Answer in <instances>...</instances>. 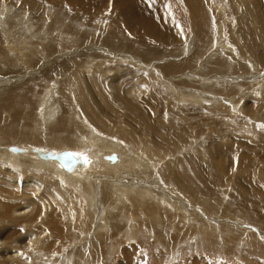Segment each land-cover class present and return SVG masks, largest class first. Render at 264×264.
I'll return each instance as SVG.
<instances>
[{"label":"rangeland","instance_id":"1","mask_svg":"<svg viewBox=\"0 0 264 264\" xmlns=\"http://www.w3.org/2000/svg\"><path fill=\"white\" fill-rule=\"evenodd\" d=\"M117 1L0 0V95L22 103L0 108V146L57 154L103 138L148 164L65 174L1 155L0 264H264V0L190 2L209 39L185 0H119L130 25ZM26 42L54 48L36 59L17 52ZM23 126L38 145L9 140Z\"/></svg>","mask_w":264,"mask_h":264},{"label":"bare ground","instance_id":"2","mask_svg":"<svg viewBox=\"0 0 264 264\" xmlns=\"http://www.w3.org/2000/svg\"><path fill=\"white\" fill-rule=\"evenodd\" d=\"M62 1V0H61ZM63 1H65V0H63ZM68 1V0H67ZM70 1V0H69ZM74 1V0H73ZM76 1V0H75ZM119 1V0H118ZM117 1V2H118ZM186 2H187V4H189L190 5V9H191V11H192V14L194 15V17H195V21H196V25H195V28H196V31L197 30H199L197 33L199 34V36H200V39H205V38H208L209 39V37H210V35H209V32H208V27H207V21H206V17H205V15H204V13H203V8L200 6V4H198V5H196V6H192L191 5V3H194L196 0H185ZM191 2V3H190ZM197 2V1H196ZM199 2V1H198ZM69 4V3H68ZM71 4H72V1H71ZM78 4H80V3H77L75 6H77ZM116 4V3H115ZM70 5V4H69ZM195 5V4H194ZM80 7V6H79ZM6 9V8H5ZM117 9H118V18L120 19V20H118L119 22L121 21L122 22V20H125L127 23H129V19H131V17H133L134 15H135V13H133V12H127V14H125L124 13V11H123V8H122V4H121V1H119L118 2V4H117ZM117 11V10H116ZM127 11V10H126ZM133 11V10H132ZM85 12V11H84ZM205 13H206V11H205ZM3 14V13H2ZM1 14V15H2ZM207 14V13H206ZM1 15H0V21H1ZM7 17L9 18V15H7ZM144 17V16H143ZM117 18V19H118ZM146 18V17H145ZM151 18V17H150ZM142 20V21H141ZM145 20V19H144ZM139 22H134L133 24H134V26H139L140 28H141V30L143 31V33L144 34H151V35H156V30H155V24L157 23H155V22H152V21H149L151 24H153V28L150 26V23L148 24V23H146V22H144L143 21V18L141 19L140 18V20H138ZM146 21V20H145ZM12 22H14L13 20H12ZM136 23V24H135ZM9 24V23H8ZM131 23H129V25H130ZM158 24V23H157ZM20 25V24H19ZM28 25V24H27ZM161 25V24H160ZM29 26V25H28ZM132 26V25H131ZM130 26V27H131ZM24 27H25V25H24ZM159 27V26H158ZM25 28H28V27H25ZM30 28H32V27H30ZM33 29V28H32ZM36 29V28H35ZM137 29H139V28H137ZM162 28H160V30H161ZM157 30H158V28H157ZM162 31V30H161ZM160 31V32H161ZM159 32V31H158ZM32 34H36L35 32L33 33V31L31 32ZM211 33V32H210ZM162 34V33H161ZM29 35V34H28ZM150 35V36H151ZM159 33H157V36L158 37H156V38H159ZM165 35H167V34H165ZM165 35H163V36H165ZM170 35V34H169ZM213 35V34H212ZM171 36V35H170ZM174 36V35H173ZM6 37H8L7 35H6ZM65 37V36H64ZM172 37V36H171ZM170 37V38H171ZM153 38V40H154V37H152ZM151 38V39H152ZM169 38V36L167 37V39ZM172 39V38H171ZM211 39V38H210ZM157 40H159V39H157ZM174 40V39H173ZM154 41H156V40H154ZM160 41V40H159ZM164 41H166V39L164 40ZM29 42V41H28ZM53 42V41H52ZM156 42H158V41H156ZM21 43V42H20ZM27 43V42H26ZM160 43V42H159ZM175 42H173V44H174ZM192 43V42H191ZM30 44L31 43H27V44H19L20 46L19 47H17V52H24V51H26L28 54H37V52H38V57L37 56H34L36 59H38V58H41V56L42 55H44V53L46 54L47 53V49H50V50H53V48H54V45H51V43H47V44H44V46H42V49L41 50H35L34 49V46L33 47H30ZM33 44V43H32ZM41 44V43H40ZM7 45V44H6ZM41 45H39V46H37V48H39ZM57 46H59V44H57ZM8 47V46H7ZM15 47V46H14ZM13 47V48H14ZM36 47V46H35ZM189 47H190V44H189ZM199 47V46H198ZM15 49V48H14ZM49 50V51H50ZM55 50V49H54ZM201 50H203V48L201 49ZM11 51V50H10ZM186 51V50H185ZM198 51V50H197ZM14 52V51H13ZM16 52V53H17ZM201 52V51H200ZM12 52H10V54H11ZM25 53V52H24ZM186 53V52H185ZM252 53V52H251ZM7 54V53H6ZM13 54H15V52L13 53ZM28 54L26 55V56H28ZM51 54V53H50ZM54 55V54H53ZM12 56V55H11ZM21 56V55H20ZM23 56V55H22ZM22 56H21V58H22ZM13 57V56H12ZM18 57V56H17ZM29 57V56H28ZM251 57V56H250ZM252 57H255V59L256 60H259V58L254 54V56H252ZM49 58V57H48ZM14 60V59H13ZM12 60V61H13ZM19 60V59H18ZM26 60V59H25ZM24 60V61H25ZM7 61V60H6ZM16 61V60H15ZM39 61V60H38ZM13 63V62H12ZM45 64V63H44ZM69 64V63H68ZM67 64V65H68ZM15 65V64H14ZM215 65V64H214ZM182 65L181 64H177V65H171V66H168L167 68H166V72H167V74L170 72H177L176 70L178 69L179 70V68L181 67ZM60 67V66H59ZM63 67V66H62ZM61 68V67H60ZM169 70V71H168ZM62 71V70H61ZM68 88V87H67ZM67 88H63V90H62V92H61V94H62V96L66 99V101H67V103H69L70 101V99L68 100V97H70L68 94H67V92L69 91V89H67ZM174 89V88H173ZM179 89V88H178ZM226 89H228V88H226ZM232 89H234V88H232ZM180 90H181V88H180ZM180 90H177V91H180ZM222 90V89H221ZM30 92H31V90H30ZM217 92H219V91H217ZM187 94H185L184 96L183 95H179V97H181V98H179V99H185L184 97H189L190 96V92H186ZM198 93H201V92H198ZM20 95V97H21V100L22 101H24V100H26L27 99V97H28V93H20L19 94ZM191 95L192 96H190L189 98H187V100L188 99H195V100H198V101H200V99L202 98V96H203V94L201 93L200 95L199 94H197V95H195V97H194V94L191 92ZM1 97V101H0V108H2V110H5L6 111V108L8 109L7 111H10V112H12V113H14L13 115L14 116H17L18 115V113L16 112L18 109H20L19 107H20V105H22V103H19L20 102V98H19V96H18V98H16V97H13V95L12 94H10V93H7V92H4V93H2L1 95H0ZM183 96V97H182ZM71 98V97H70ZM72 100V99H71ZM69 105V104H68ZM71 106V105H70ZM66 109V108H65ZM65 109H64V111H63V113H64V118H62V119H65L66 118V120H67V123H68V120L70 119L69 117L70 116H68V114H67V112H65ZM16 113H15V112ZM24 114H25V112H23ZM70 115V114H69ZM20 116V115H19ZM24 116V115H23ZM25 117V116H24ZM50 117L52 118V117H54V114L53 115H50ZM19 118V117H18ZM22 118V117H21ZM72 119V118H71ZM73 122V121H72ZM63 123V122H62ZM69 123H70V121H69ZM64 124V123H63ZM66 124V123H65ZM64 124V125H65ZM57 125H59V124H57ZM61 125V124H60ZM69 125V124H68ZM67 125V126H68ZM74 125V124H73ZM65 128H66V126H64ZM54 128H57V126H54ZM61 128V127H60ZM65 128L64 129H61V130H65ZM23 129H24V131L23 130H21L20 132H18V131H16V130H12L11 131V133H8L9 135V137H10V139L9 140H13L14 142H17V140H20V142H22V143H31V142H33V144L34 145H38V141H39V139L38 138H35V137H33V133H32V130L30 131V129L27 127V126H23ZM68 129V127L66 128V133L67 134H69V135H71V136H73L74 134L76 135V132H73V131H68L67 130ZM57 130H58V128H57ZM10 132V131H9ZM28 133L30 134V136L31 137H29V135H28ZM78 133V132H77ZM80 134V133H79ZM13 135V136H12ZM8 136H6L7 138H8ZM15 136V137H14ZM70 136V137H71ZM5 137V138H6ZM75 137V136H74ZM1 138H4V136H2ZM5 138H4V141H6L5 140ZM51 138H54V137H49L48 138V140H51ZM85 138H87V136L85 137ZM84 138V139H85ZM2 140V139H1ZM94 143H92V142H90L89 143V140L87 141L86 139L83 141V143L84 144H90V146H89V149L88 148H86V150L85 149H83L85 146H83L82 147V145H81V143H77V142H75V143H77V145H75V146H72V147H65V148H67L66 149V151H71L73 154H74V156L76 157V158H78L79 160L80 159H84V160H80V164L78 163L77 165H76V167H81V168H79V169H81V170H79L78 172L79 173H81V174H87V172L88 171H92V172H96V171H94L95 170V166L97 165V164H100V165H102V171H103V174L104 173H106V174H110L111 172H113V173H118L117 172V169H124V168H131V169H133V167H139V165L140 166H147L146 164H145V161L144 160H142V159H139V160H136V156L134 157L132 154L131 155H129V152L127 151V149H126V151H127V154H125V153H123V152H121L120 150H119V148H118V145H117V143L116 142H113V141H108L107 139H103V138H95V140L94 139H91ZM3 141V140H2ZM3 141V142H4ZM8 141V140H7ZM53 141H56V139H53ZM14 146V145H13ZM121 146V145H120ZM10 147L11 146H0V156L2 155V156H5V157H7V158H9V160H11V159H13L12 161H16V160H20V159H26L27 158V161H28V156H27V154H32V155H34V156H37V157H39L40 159H42L41 157H40V154H42V153H46V152H42V151H44V149L43 148H41V147H38L37 146V148L39 149L40 148V151L39 150H37V148H35V149H30V148H28V149H26L27 148V146H26V148H24L23 150H21L20 148L18 149L19 150V152L20 153H26V155L24 154V156L22 155V157H18V156H15V155H13V154H11V153H8L7 152V150L9 149L10 151H11V149H10ZM16 147V146H15ZM51 150V152H52V150L53 149H50ZM89 150V151H88ZM56 151V153L58 152L59 153V151L61 152V151H64V149L63 150H55ZM18 151H16V153H17ZM50 152V153H51ZM53 153H55V152H53ZM57 153V154H58ZM131 153V152H130ZM11 154V155H10ZM15 154V153H14ZM111 154H115V156H116V162L115 163H111V162H108L106 159H105V157H107V156H110ZM80 157H82V158H80ZM11 158V159H10ZM85 158H86V160H87V162H86V160H85ZM3 160V159H2ZM5 160V159H4ZM44 160V159H43ZM8 161V160H7ZM29 161H30V158H29ZM28 161V162H29ZM32 161V160H31ZM46 161H48V162H52V163H47ZM85 162V164H84V162ZM142 161H144V162H142ZM33 162L37 165V166H35L36 167V169H40L38 166H40L41 164H43L44 163V166H50V168L51 167H54V168H57V165L59 166L60 164H58V162H56V161H54V160H44V162L43 161H40V160H33ZM56 162V163H55ZM21 163V162H20ZM22 163H24V160H23V162ZM86 163H87V166H86ZM137 164V165H136ZM26 165H28V164H26ZM84 165V166H83ZM122 166V167H121ZM27 167V166H26ZM61 167V166H60ZM76 167H74L70 172H65V174H72L74 171L73 170H75V168ZM54 168H52V169H54ZM62 168V167H61ZM89 168V169H88ZM44 169V168H43ZM54 170H56L57 172H58V170L57 169H54ZM52 171V170H51ZM8 172V171H7ZM9 173H11V172H9ZM56 173V172H55ZM62 173V172H61ZM120 173V172H119ZM76 174V173H75ZM173 174V173H172ZM105 175V174H104ZM68 176H71L70 178H73L72 176L73 175H68ZM174 180H175V178H174ZM4 181V180H3ZM70 181V180H69ZM85 183H87V182H85ZM130 184V183H129ZM89 185V184H88ZM99 185V184H98ZM134 186V185H133ZM182 188V187H181ZM184 189V188H183ZM84 191V190H83ZM89 191L90 190H87V192L89 193ZM146 191V190H145ZM184 191H187V190H184ZM85 192V191H84ZM137 193V192H136ZM142 194V196H141V198L142 199H144V195H143V193H141ZM186 194H187V192H186ZM90 195V194H89ZM135 198V197H134ZM22 199V198H21ZM151 201V200H150ZM131 203L133 204V200H129L128 201V204H129V206H131ZM156 205H157V203L155 202V201H153L152 202V204L148 207L149 208V210H151L152 212H153V214L155 215L156 213H157V209L155 208L156 207ZM1 207V206H0ZM132 207L133 208H135V205L133 204L132 205ZM4 208V207H3ZM143 208V207H142ZM5 210L6 209H4V210H1L0 211V213H4L5 212ZM7 212V211H6ZM104 212V211H103ZM143 212H145V208H144V210H143ZM0 217H1V214H0ZM4 217H6V215L4 216ZM159 219H161V218H159ZM19 220V219H18ZM28 220V219H27ZM129 220V219H128ZM25 223H27V222H25ZM23 224V228H25V227H27V226H30V224L29 223H27V224ZM164 225V224H163ZM32 226V225H31ZM28 228V227H27ZM204 232V231H203ZM2 234V233H1ZM24 234V233H23ZM38 236V235H37ZM4 237V236H3ZM2 237V238H3ZM5 238H7V237H5ZM5 238H4V240H5ZM33 238H35V234L34 233H29V234H27L26 236H25V239H29V240H32ZM10 240V239H9ZM23 241H24V239H23ZM5 242H7V241H5ZM11 245V244H10ZM12 248V247H11ZM256 248V247H255ZM7 249V248H6ZM11 251V250H10ZM15 252V251H14ZM123 254V253H122ZM129 255V254H128ZM127 258V257H126ZM139 259H140V257H139ZM127 262H128V260H126ZM86 264H88V263H86Z\"/></svg>","mask_w":264,"mask_h":264},{"label":"water","instance_id":"3","mask_svg":"<svg viewBox=\"0 0 264 264\" xmlns=\"http://www.w3.org/2000/svg\"><path fill=\"white\" fill-rule=\"evenodd\" d=\"M13 152L17 151L18 149L16 147L10 148ZM19 152V151H18ZM40 157L44 160H54L60 164V166L63 168V170L70 172L76 165L79 163L80 160L76 158L71 152L65 151V152H59L58 154H52L50 152L42 153L40 154ZM105 159L108 162L115 163L116 162V156L115 154H111L110 156L105 157Z\"/></svg>","mask_w":264,"mask_h":264},{"label":"snow or ice","instance_id":"4","mask_svg":"<svg viewBox=\"0 0 264 264\" xmlns=\"http://www.w3.org/2000/svg\"><path fill=\"white\" fill-rule=\"evenodd\" d=\"M85 160H86V158H85ZM86 162H87V160H86Z\"/></svg>","mask_w":264,"mask_h":264}]
</instances>
